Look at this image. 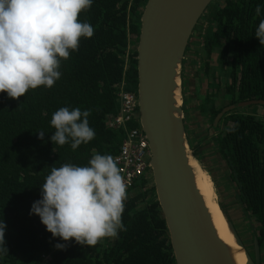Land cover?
<instances>
[{
	"label": "trees",
	"instance_id": "1",
	"mask_svg": "<svg viewBox=\"0 0 264 264\" xmlns=\"http://www.w3.org/2000/svg\"><path fill=\"white\" fill-rule=\"evenodd\" d=\"M146 2L94 0L79 17L94 27V35L81 39L79 50L62 61L61 78L52 88L38 87L18 99L0 93V220L7 226L8 248L0 255V264H176L155 186L144 189L145 181L125 202L124 228L118 236L95 247L73 239L65 249H57L54 245L64 241L53 238L38 215H30L52 167L87 165L94 151L113 157L120 152L124 129L110 127L109 122L120 110L117 85L126 81L129 91L138 90L137 51L130 47L133 37L138 41ZM257 5L264 9V0H215L204 15L213 25L203 32L200 50L207 60L218 53L219 68L233 81L227 93L234 104L264 100V45L254 36L264 15L256 16ZM206 101L202 113L213 124L222 108ZM65 106L90 110L89 123L96 132L75 151L70 144L59 146L50 139L55 131L52 114ZM221 120V125L233 126L215 137L216 152L258 223L264 264V116L229 112ZM128 126L136 128L139 123L133 120ZM189 139L193 147V137Z\"/></svg>",
	"mask_w": 264,
	"mask_h": 264
},
{
	"label": "clouds",
	"instance_id": "2",
	"mask_svg": "<svg viewBox=\"0 0 264 264\" xmlns=\"http://www.w3.org/2000/svg\"><path fill=\"white\" fill-rule=\"evenodd\" d=\"M94 0H0V93L9 98L38 87L52 88L61 78L62 61L79 50L81 39L91 38L94 27L81 20ZM256 16L264 15L257 5ZM254 36L264 45V19ZM90 110L61 107L52 114L55 145L70 144L73 151L95 136ZM41 139L44 132L40 131ZM154 185V184H153ZM127 184L119 161L110 154L93 152L87 165L65 163L52 167L41 185V198L30 215H38L53 238L97 246L116 238L124 228ZM6 223L0 220V255L6 254ZM66 243H56L65 249Z\"/></svg>",
	"mask_w": 264,
	"mask_h": 264
},
{
	"label": "water",
	"instance_id": "3",
	"mask_svg": "<svg viewBox=\"0 0 264 264\" xmlns=\"http://www.w3.org/2000/svg\"><path fill=\"white\" fill-rule=\"evenodd\" d=\"M214 1L147 0L136 46L139 123L149 141V167L176 264H240L239 254L245 256L246 264H262L258 223L251 219L253 213L243 203L230 171L222 163L223 157L212 147L220 157L217 161L224 182L241 212V222H234L221 199V209L239 248L219 235L191 164L192 159H198L185 123L183 71L192 35ZM252 103L225 108L214 119L215 133H220V119L227 111ZM254 103L264 105V100ZM197 155L201 159V153ZM215 188L219 196L216 183Z\"/></svg>",
	"mask_w": 264,
	"mask_h": 264
},
{
	"label": "built area",
	"instance_id": "4",
	"mask_svg": "<svg viewBox=\"0 0 264 264\" xmlns=\"http://www.w3.org/2000/svg\"><path fill=\"white\" fill-rule=\"evenodd\" d=\"M120 110L109 122L110 127H123L124 138L120 152L114 157L119 161L121 173L127 184V198L133 196L134 188L145 181L144 189L153 186L152 170L149 167L151 151L149 141L139 123L138 94L127 89L126 81L117 85ZM133 120L138 121L139 127L129 128L128 124ZM67 245L69 242H63Z\"/></svg>",
	"mask_w": 264,
	"mask_h": 264
},
{
	"label": "rangeland",
	"instance_id": "5",
	"mask_svg": "<svg viewBox=\"0 0 264 264\" xmlns=\"http://www.w3.org/2000/svg\"><path fill=\"white\" fill-rule=\"evenodd\" d=\"M207 16H208V14L200 20V23H199L200 26L195 31V35H193V38H192L193 44L191 46V51L189 52V55H188L189 58H191L192 56L193 57H199V56H197V53H198V50L200 49L199 47H201V46H198L199 44H197V43L202 42V36H201L202 33L206 29H208L209 27H211L213 25V21L211 19L208 20ZM133 38H132L133 42H132L130 48L135 50L136 46H137V40L135 39V37H133ZM193 48H195V50H196V55H195V52L192 51ZM211 63L214 64L215 61H213ZM192 68H195V66L194 67L192 66ZM207 91H208V89H207ZM186 94L188 95V91ZM197 105H198V102L193 105L194 111L191 112V114L189 115L190 119L188 121L190 136H191V138L193 137V139H192L193 154L198 159V161L201 164V166L203 167V169H205L206 172L215 181L214 185L216 183L217 190L220 191V194H219L220 198H219L218 194L216 193L217 201L220 204H222V200H223L231 218L233 219V221L236 223H240L242 220L240 209L237 206L236 201L231 194L232 192H230V190L227 188V186L224 182V177H223V174L220 170L219 163L217 161V157L218 158H220V157L217 155L218 153L216 152L215 143H213V141H212L213 136H217V133H215V130L212 128V123L210 122V120L202 114L201 110H199L197 108ZM253 111L260 116H264V107L263 106H260V105L254 106ZM212 147H214V150L217 154H215ZM197 152L201 153V155H202L201 159L197 156ZM202 159H203V162H202ZM222 163L224 164L225 162L222 161ZM225 165H226V163H225ZM152 174H153V172H152ZM152 181H153V177H152ZM151 187H152V185H150V188ZM149 197H150V195H149ZM152 197H153V193H152L151 198ZM251 219L254 222V218H251Z\"/></svg>",
	"mask_w": 264,
	"mask_h": 264
},
{
	"label": "flooded vegetation",
	"instance_id": "6",
	"mask_svg": "<svg viewBox=\"0 0 264 264\" xmlns=\"http://www.w3.org/2000/svg\"><path fill=\"white\" fill-rule=\"evenodd\" d=\"M193 35H195V31H194ZM193 35H192V38H193ZM202 35H203V33H202ZM191 43H193V39L191 40ZM197 44H199L198 46H201V44L203 45V37H202V42H198ZM199 51L203 55V57L205 58L204 74L208 77V91L206 92V95H205V98L203 100V103L202 104H198L197 108L199 110H201V112H202V106L204 105V103L207 100V98H209L210 102L213 103L212 105L215 108L216 107L217 108H219V107L222 108L220 110V112H219V113H221L225 108H227V107H229L231 105H234V102L231 101V98H230L229 94L227 93V89H228L227 86L228 85H232L233 81L228 76V73H224V71L222 72V70L219 68V66H220L219 63H218V66H216L215 63L214 64L211 63L212 59H214V57H215V54H218V53H216V52L213 53L212 58L207 60L206 56L203 54V50L202 51L199 50ZM187 56H188V54H187ZM191 63H192L191 59L189 57H186L184 68L190 67ZM229 67H231L230 62L228 64H226L225 68L228 69ZM185 85H187V83H186L185 79H183V87H185ZM186 93L187 92L184 90V97H185L184 98L185 123H187V125H188V121L190 119L189 115L191 114V111L189 110V108H188V106L186 104V102L188 100V95ZM197 100H200V98H198ZM258 100H261V99H258V98L256 99L255 98L253 100L244 101V102H253V103H252V105H250V106H248L246 108H237L236 107L235 109L227 111L224 115H226L229 112L230 113L231 112L232 113L233 112H244V113H251V114L258 115L257 113H255L253 111L254 106H259V105H255L256 103H254V102L258 101ZM238 103H242V102H238ZM238 103H236V104H238ZM208 113L210 114V111H208ZM219 113L217 114V116L219 115ZM204 116H205V114H204ZM258 116H260V115H258ZM261 117H263V116H261ZM221 119H220V122L222 121ZM232 126H233V124L229 122V123H227L225 125L222 124L220 129L223 130V131H228V130L231 129Z\"/></svg>",
	"mask_w": 264,
	"mask_h": 264
},
{
	"label": "bare ground",
	"instance_id": "7",
	"mask_svg": "<svg viewBox=\"0 0 264 264\" xmlns=\"http://www.w3.org/2000/svg\"><path fill=\"white\" fill-rule=\"evenodd\" d=\"M191 164L196 171L199 188L205 196L219 235L229 245L233 246L234 248H239L233 233L227 225L223 210L221 209L222 204L217 201V192L212 177L206 172L205 169H203L197 160L192 159ZM238 260L240 264H246V259L243 254L238 255Z\"/></svg>",
	"mask_w": 264,
	"mask_h": 264
},
{
	"label": "crops",
	"instance_id": "8",
	"mask_svg": "<svg viewBox=\"0 0 264 264\" xmlns=\"http://www.w3.org/2000/svg\"><path fill=\"white\" fill-rule=\"evenodd\" d=\"M192 44L193 43H191V46ZM200 48H202V45ZM199 50L197 53V56L199 57L192 56L190 58L192 61L191 66L188 68H184V71H183V79H185L187 83V85H185L186 88L184 87V90L186 92L188 91V100L186 104L191 112L194 111V106H193L194 104H196L197 102L198 104L203 103V100L206 95V91L208 89V77L204 74L205 58L203 57V55L200 53ZM190 51H191V48H189V51L187 52L188 55ZM192 51L195 52V55H196L195 48H193ZM218 60H219V56L218 54H215V57L214 59H212L211 62L215 61L216 66H218ZM192 66L193 67L195 66V68H192ZM198 98H200V100H197ZM184 108H185V105H184Z\"/></svg>",
	"mask_w": 264,
	"mask_h": 264
}]
</instances>
